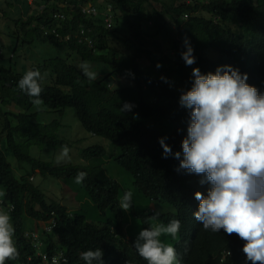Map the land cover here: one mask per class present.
Segmentation results:
<instances>
[{
  "label": "trees",
  "instance_id": "1",
  "mask_svg": "<svg viewBox=\"0 0 264 264\" xmlns=\"http://www.w3.org/2000/svg\"><path fill=\"white\" fill-rule=\"evenodd\" d=\"M86 1L42 0L41 4L35 0L36 8L46 4L45 11L40 13L35 8L27 21L23 17L15 20L16 37L23 38L28 45L41 43L65 48L82 62L112 70L115 77L103 72L102 77L90 82L69 59H46L36 70L42 75L50 71L52 83L43 85L50 75L41 81L40 98L44 103L35 106L18 88L23 75L13 69L15 51L8 55L11 64L6 67L5 52L0 49V208L10 212L16 229L13 239L20 252L18 260L7 264H42V253L51 256L59 252L74 264L75 259L80 262V253L96 248L108 252L104 264L109 260L112 264H147L132 246L133 232L135 227L141 230L150 227L148 217L156 210L165 224L171 219L181 221L179 239L173 241V246L182 264H245L244 242L237 235L228 236L223 230L204 232L202 224L194 219L192 213L199 205L194 194L199 191L206 196L210 185H201V176L189 175L184 170L178 172L180 161L172 156L163 158L159 139L167 137L166 143L173 153L182 154L189 117L179 98L181 90L191 88L194 68L206 74L214 73L218 66L231 65L247 73V83L264 93V0H215L206 5L179 7H169L161 0H89L97 7L114 8L113 29H105L103 19L92 20L82 15L81 5H86ZM153 3L164 4L166 13L175 19V28H180L190 40L196 57L192 66H186L181 58L186 48L174 33L171 36L164 31L169 49L166 55L159 42L153 43L142 36L140 27L145 18L158 21L170 32L174 29L158 10L144 16L145 7ZM171 5H175L174 1ZM200 9L218 20L191 17L188 22H182L184 14ZM59 11L66 13L65 21L56 22L51 17ZM230 23L235 25V30L229 27ZM41 25L49 31L47 37H42ZM89 27L93 29L90 35ZM95 31L99 32L98 36ZM19 43L15 45L16 51ZM162 60L175 64L169 69L158 68L168 75L167 82L147 69L157 68ZM116 79L119 83L109 87ZM125 102L135 107L121 112ZM10 107L17 111L9 110ZM69 109L86 137H100L116 146L113 153L118 157L114 161L132 178L131 188L127 190L125 185L110 179L102 165L95 164L96 160L105 159L108 152L103 146H90L88 139H84L87 145L81 156L93 161L94 165L89 167L68 160L63 165H54L31 155L33 147L54 149L56 154L51 151L52 158L62 145L66 144L72 151L77 141L61 138L59 123L40 119L43 113L53 111L62 115ZM9 157L21 166L15 169ZM81 171L87 177L78 185L74 178ZM49 179L63 187L61 203L48 200L47 190L53 186L45 184ZM126 191L133 193L129 212L119 207V197ZM135 194L142 196L145 204L153 203L154 209L138 208ZM168 206L174 214L167 213ZM52 221V232L39 230L41 235L36 238L26 237L37 223ZM226 251L232 255L223 261Z\"/></svg>",
  "mask_w": 264,
  "mask_h": 264
},
{
  "label": "clouds",
  "instance_id": "2",
  "mask_svg": "<svg viewBox=\"0 0 264 264\" xmlns=\"http://www.w3.org/2000/svg\"><path fill=\"white\" fill-rule=\"evenodd\" d=\"M161 1L169 7H179L206 5L215 0H178V5L174 6L171 5L170 0ZM27 2L32 7L35 0L34 2L27 0ZM86 3L81 5L83 16L92 20L103 19L105 29H113L116 18L112 6L97 7L89 0ZM164 4L153 3L151 6H146L144 16L152 15L153 10L162 12L163 17L172 24L174 28L172 32L163 28L158 21L146 18L141 22L140 32L144 38L152 39L153 43L159 42L164 55L169 52L164 40L166 38L164 31L171 36L174 33L184 42L186 48V51L181 53V58L186 66H192L196 63L194 48L182 30L175 28V19L166 13ZM45 9L46 4L36 8L40 13ZM202 11L208 12L203 9L187 12L183 15L182 22H188L191 17L204 18L197 15ZM51 17L56 22H62L66 20L67 15L59 11L52 13ZM204 19L216 21L218 17H213L211 14L209 19ZM39 28L42 37L49 35L45 25ZM87 31L90 35L93 29L89 27ZM98 33L95 31L94 34L98 36ZM53 34L59 37L55 30ZM177 34L183 35V38L178 37ZM63 39L62 37L60 41ZM65 40L69 39L65 38ZM78 67L90 82L98 79V74L91 70L88 61L80 63ZM160 67L162 65L157 64V68ZM191 75L193 78L191 88L186 91L181 90L179 98L180 106L188 110L189 117L187 135L181 144L183 158L181 159V152L173 153L172 148L166 143L167 137L159 139L163 158L174 157L180 161L178 172L184 170L189 175L201 176L203 177L200 180L201 185H210L206 196L199 191L194 194L199 205L198 210L192 215L202 224V230L211 233H220L223 230L228 236L237 235L244 242L242 252L246 257L245 264H264V93L247 83L249 79L247 73H241L238 68L231 65L218 66L214 73L206 74L199 68H194ZM46 76V72L42 75L39 70H28L18 81V88L31 98V103L35 106L44 103L40 98L41 81ZM161 79L166 80L164 77ZM43 85L47 86L46 83ZM112 85L108 84L109 87H113ZM134 107L133 104L125 102L120 111L129 112ZM70 151L66 144L62 145L56 156V162L70 161ZM83 153L84 150L81 151V155ZM86 177L87 173L81 171L77 173L74 181L79 185ZM69 194L66 193L68 196ZM62 196L63 193L59 195ZM132 197L131 191H126L119 197L121 210L129 212L132 207ZM56 201L62 202L63 197ZM151 206L150 209L153 210V203ZM148 221L151 222L150 227L140 230L132 245L138 255L147 264H182L176 248L161 239L170 236L173 240H178L181 221L171 219L165 224L160 220L159 210L149 216ZM40 225L42 231L52 232L54 222L37 223L34 230L30 229L26 233V237L31 239L41 235L38 228ZM15 231L10 212L0 208V264L16 261L20 257L13 239ZM223 253V261L227 256L232 255L230 251ZM42 254V264H72L64 253L59 252L51 256L47 253ZM107 257V251L103 253L100 248L89 249L80 253V262L75 259L74 264H104V259ZM107 264L112 263L109 260Z\"/></svg>",
  "mask_w": 264,
  "mask_h": 264
},
{
  "label": "rangeland",
  "instance_id": "3",
  "mask_svg": "<svg viewBox=\"0 0 264 264\" xmlns=\"http://www.w3.org/2000/svg\"><path fill=\"white\" fill-rule=\"evenodd\" d=\"M34 2V0H31ZM40 3L42 0H37ZM167 2L169 0H166ZM182 1V0H181ZM7 2L11 3V5H8ZM171 2V0H170ZM175 5H178V0L174 1ZM42 4V3H41ZM36 6L34 5L33 8L28 5L27 0H0V9L2 10L0 15V49H3L5 52V55L3 56L4 59H9V56L12 52L15 51V57H14V64L13 69L17 74L24 75L28 70H36L38 66L41 64H44L45 60H54L57 58L60 59H69L70 63L76 67L80 63H82L81 59L72 53H70L67 49H57L52 44H41V43H35L33 45H28L24 43V39H17L16 37V25L15 20L19 19L20 17H23L24 21H27L29 17H31V13H34V9ZM36 15V14H35ZM200 17H204L209 19L211 17V14L205 11H202L197 14ZM229 27H232L235 30L234 24H229ZM178 37L183 38V35L177 34ZM19 43V51L15 50V45L18 41ZM9 62H5L4 65L6 67H10ZM91 65V64H90ZM175 65L174 63H166L165 61H162V66L169 69L171 66ZM51 69V68H50ZM150 72H152L155 76H160L166 78L165 81H167L168 75L166 72H162L161 70H158V68H154L153 66L147 68ZM52 70V69H51ZM91 70L95 71L98 74V78L102 77L103 72L110 73L111 77H115V75L112 74V71H108L107 68H97V66L91 65ZM51 76L50 79H46L44 83L47 85L51 84L52 82V74L50 71L47 72V76ZM172 75V73L170 74ZM164 80V79H163ZM119 83V79H116L113 83L115 86ZM8 109V107H7ZM9 110L17 111L14 107H10ZM43 117L40 116V119L42 122H48L53 121L59 123L60 127V137L66 138L71 141H77V144L72 148V151L69 153L71 160L74 165L77 166H89L94 165L93 161L90 159H83L81 157V151H83V147L87 144H84V139H88L90 142V146H96L100 145L103 146L107 150V157L105 159L96 160V165H102V168L105 169V174L112 180H115L119 182L120 184L125 185V188H131V182L132 178L129 176L127 172H125L123 169L120 168V166L117 164V162L114 161L118 157V155L115 152L116 146H113L108 140L96 137V136H87L82 129L79 121L75 118L73 110L69 109L68 111L61 114H55L53 111L49 112L48 114L43 113ZM48 120V121H47ZM84 144V145H83ZM53 154H56V151L54 149H51ZM51 151L49 149H44V147H33L30 150L31 155L35 156L36 158L40 159L41 161L45 162H51L54 165H63L64 163H68L67 160L62 161L60 163L56 162V157L52 158ZM9 161L13 164V167L16 169L17 165H20L14 158L9 157ZM21 166V165H20ZM17 171V170H16ZM39 178V177H38ZM40 179L38 180V182ZM47 183V184H46ZM47 186L52 184L50 190H47L49 201H56L61 199L59 195H61L64 190L63 187H59L57 182H54V180L49 179L45 182ZM42 186V185H41ZM56 191H55V189ZM42 189L46 191V189L42 186ZM128 190V189H127ZM2 194V192L0 191ZM45 193V192H44ZM134 201L136 204H138V208L144 210H147L148 208H152V206L145 204V199L138 195H134ZM61 203V201H58ZM145 206L143 207L142 205ZM167 213L174 214V210L171 207H167ZM40 233L42 229L40 228ZM141 229L135 227L134 229V238L138 236V233ZM133 237V236H132ZM131 238V237H130ZM161 239L167 243L174 244V240L170 236L161 237Z\"/></svg>",
  "mask_w": 264,
  "mask_h": 264
},
{
  "label": "built area",
  "instance_id": "4",
  "mask_svg": "<svg viewBox=\"0 0 264 264\" xmlns=\"http://www.w3.org/2000/svg\"><path fill=\"white\" fill-rule=\"evenodd\" d=\"M94 11V10H93ZM94 13L96 14V11H94Z\"/></svg>",
  "mask_w": 264,
  "mask_h": 264
}]
</instances>
